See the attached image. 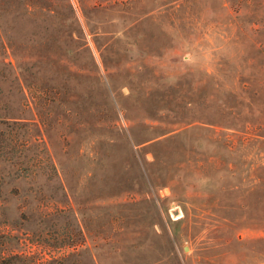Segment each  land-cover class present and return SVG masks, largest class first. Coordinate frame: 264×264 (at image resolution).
Here are the masks:
<instances>
[{"label": "rangeland", "instance_id": "rangeland-1", "mask_svg": "<svg viewBox=\"0 0 264 264\" xmlns=\"http://www.w3.org/2000/svg\"><path fill=\"white\" fill-rule=\"evenodd\" d=\"M1 53L8 249L264 264V2L0 0Z\"/></svg>", "mask_w": 264, "mask_h": 264}, {"label": "trees", "instance_id": "trees-1", "mask_svg": "<svg viewBox=\"0 0 264 264\" xmlns=\"http://www.w3.org/2000/svg\"><path fill=\"white\" fill-rule=\"evenodd\" d=\"M264 2V0H258ZM13 63L10 60H6L4 54H0V198L2 190L6 181L1 175L2 164H8L15 166L13 163V157L15 156L16 150L22 151L26 147V141H18L16 134L14 133V127L22 128L24 124L20 121L21 117H16L7 110V106L2 102V91L1 83H4L8 78L14 75L12 73ZM15 78H19L15 74ZM20 167V165L18 166ZM54 168V166H53ZM2 202L0 200V208ZM11 237L10 233L0 234V264H66L68 260L64 257H43L42 255H35L30 250H21L14 252L7 247V238Z\"/></svg>", "mask_w": 264, "mask_h": 264}]
</instances>
